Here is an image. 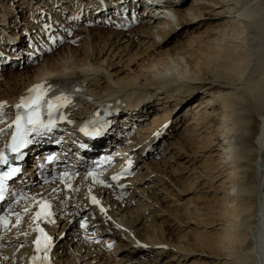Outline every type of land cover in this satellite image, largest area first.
I'll return each instance as SVG.
<instances>
[{"label":"bare ground","instance_id":"6f19581e","mask_svg":"<svg viewBox=\"0 0 264 264\" xmlns=\"http://www.w3.org/2000/svg\"><path fill=\"white\" fill-rule=\"evenodd\" d=\"M146 1L124 0L116 4L112 0H96L84 5V0H65L69 6L67 16L83 20L89 10L90 21L108 20L107 16L119 15L116 12L120 8L126 9L134 4L141 7ZM181 1L163 2L168 5V11L164 13V6L153 9L164 14L157 18H153L151 6L142 9L136 18L138 25L142 26L138 34L135 31L134 34L133 31L124 34L137 36L136 40L138 36L146 38L138 39L139 44L153 39L141 53L131 54L130 49L137 41L134 42L132 36L127 39L123 36L122 40L128 41L127 46H130H104L98 52L89 45L82 50L68 49L57 59H50L47 54L30 61L28 58L33 52L27 48V31L36 41L48 17L70 27L77 25L69 23L59 0L51 3L49 0H0V50L7 52L0 56V62L8 57L12 62L13 56H19L18 64H10H31L10 83L0 76V85H4L0 88V103L5 105L7 113L0 128L9 125L17 112L15 106L35 85L55 82L85 85L89 94L95 97L94 105L111 101L114 109L107 118L101 139L84 138L79 132L75 133L79 126L63 127L34 138L35 144L24 161L23 176L14 182L16 193L10 199L14 201L23 193L26 197H35V200L48 201L52 222L42 218L33 223L32 217L39 210L33 200L3 204L2 216L14 223L19 212L24 222L7 230L0 227V264H33V256L35 264H102L101 261L111 257L106 247L110 242L115 249L113 253L122 254L123 251L128 259L135 255L145 256L141 249L144 246L151 249V256L155 259L168 247H171L169 251L173 258L185 259L198 246L201 256L211 264H264V0H186L184 8L179 7ZM82 6L87 8L84 13ZM105 6L106 12L92 18L94 10L101 11ZM20 13L21 23L16 19ZM38 13L41 15L37 17ZM204 18L215 23L211 30L196 34L184 49L166 50L154 56L168 37L185 27L205 25ZM20 24L24 27L19 28ZM119 26L123 32L134 28L124 30ZM16 28V41L11 43L9 36ZM73 29L75 34L69 38L70 45L77 41L74 38L78 26ZM18 35H22L23 40ZM5 39L9 40V46L3 43ZM194 97L197 100L189 110L192 113L188 118L189 111L186 108L180 110ZM94 107L85 103L67 106L68 125L86 119L95 112ZM148 115H151L149 119ZM183 118L189 120L187 124L183 122L186 124L184 133L188 136V144L194 147L184 155L176 153V168L167 169L170 171L166 174L160 166L156 165L159 171L155 172L152 164H142L145 149L165 132L169 137L174 136ZM135 125L138 130L128 138ZM118 131L125 139L120 146L127 148L129 155L136 159V174L129 181L101 188L85 175L83 165L78 170V178L76 175L73 178L54 176L46 183L44 181L53 172L51 167L37 172L34 154H40L35 161L43 160L44 152L48 154L53 149L61 153L63 160L75 162L81 157L83 161L94 151L102 149L101 153H105L107 142L115 138ZM69 135L73 138L68 139L66 136ZM2 139L0 145L5 143ZM51 143H59L62 147L55 145L50 149ZM165 143L166 140L158 148ZM41 146L47 149L35 151ZM58 166L61 168L63 163ZM152 173L158 182L155 185L163 186L168 185L163 182L164 178L183 174L185 187L178 189L171 184L173 189L179 195L192 191L199 193L197 198L194 197L197 203L189 196L181 209L178 208V213L172 215L178 228L191 229L186 233L179 231L182 234L174 242L170 238L158 237L159 232L161 236L165 235L166 231H162L164 225H152L158 202L144 188ZM32 183L35 184L31 188ZM89 190L99 201L98 205L91 202ZM122 193L128 194L127 198L119 197ZM132 201L135 207H132ZM25 206L30 209L27 214L23 212ZM82 218H86L85 230H93L85 240L74 226ZM44 233L52 238L47 259ZM37 237L41 241L39 246L33 243ZM91 238L101 239L100 244L87 241ZM67 251L71 259L66 257ZM122 261L116 259L107 264H124Z\"/></svg>","mask_w":264,"mask_h":264},{"label":"rangeland","instance_id":"374dc122","mask_svg":"<svg viewBox=\"0 0 264 264\" xmlns=\"http://www.w3.org/2000/svg\"><path fill=\"white\" fill-rule=\"evenodd\" d=\"M49 1L51 3V1H53V0H49ZM59 1H60V4L63 6L62 8L64 9V13L67 16V13L69 11V6L66 5L65 0H59ZM89 1L90 0H84V2H83L84 5H88V3H90L91 1H92V3L96 2V0H91L90 2ZM112 2H114L116 4H120L122 2V0H112ZM180 4L181 5L179 7L184 8L186 6V4H187V1L183 0V1H181ZM64 5H66V8H65ZM40 15L41 14L38 13L37 17L40 16ZM17 17L18 18H16V19H20L22 17L21 13L19 15H17ZM19 21H20V23L22 22L21 19ZM115 22H110L108 20L99 19V20L94 21L93 26H91L89 24L88 25H86V24L79 25L78 26V30H76L78 32L77 36H76V38H74V39H77V41L73 42V44L71 43V45H70V42H68V43L66 42V44L64 43V44L60 45L58 48H56V50H54L52 53L48 54L49 58L50 59L51 58L57 59L59 56L64 54V52H66L68 49L72 50V51H74V50H82L83 48H85V47H87L89 45L93 46L94 48H97L98 52L101 51L104 46L108 47V46L112 45V48H116V47L122 48V47L130 46V45L127 46V44L129 42L128 41L124 42V40L127 39V38H130L132 35H124V34H129L130 31H133L132 34H134V31H135L136 34H138V32L140 31V27H142V26L141 25H136L134 28L131 27L132 28L131 30H128L127 32H123L122 30H120L117 27L119 25H115ZM204 22H205V25H203V23H201L196 28L185 27L184 30L180 31L179 33L177 32V34H174V35H171L170 37H168L166 39V41L164 42V46L161 47L160 49H158L156 51L157 53L154 56L156 57L157 54H163V52H165L166 50L172 52V51H175V50H180V48L184 49V47L188 44L189 40L193 39L195 36H197L198 34L203 33L206 30H211L213 28L214 24H215L213 22V20H206V18H204ZM89 23H92V21L89 20ZM22 26L24 27L23 24L22 25L20 24L19 28L22 27ZM1 30L2 29L0 27V32H1ZM17 30H18V28H16V30H13V34L9 36V40L11 41V43L13 42L15 35L18 34ZM22 30H23L22 28L19 30L20 31L19 34L22 33ZM2 35H3V33H2ZM18 36L20 38H22V40H23L24 37L22 35H18ZM123 36L125 37V39L122 40ZM135 37H137V36H135ZM135 37L132 36V39H133L134 42L136 40ZM141 38L142 39H146L144 37L138 36L137 40L141 39ZM1 40L2 39H0V41ZM9 40L5 39V40H3V43L6 44L7 46H9V44H8ZM150 40L144 41L146 44L145 43L144 44L143 43L139 44V42L137 41L134 44V46H132L133 49L132 48H131L132 50L130 49V53L131 54L141 53L143 48L148 46L151 43V42H149ZM14 41H16V39ZM24 48H25V46H24ZM0 51H1V55L0 56H3L5 51H3V50H0ZM5 54H7V52ZM17 59H19V56H13L11 64H16V63L18 64V60ZM4 60H5V58H4ZM30 65H29V62H23L21 65H18V66L17 65H13V66H15L14 68H13L12 65H10V66H8L6 68H3V70L0 73V76H4V78H7L8 79L7 80L8 83H10L11 81L18 79L19 75L22 72L27 71V68ZM2 86L4 87V85H0L1 89L3 88ZM1 89H0V91H1ZM196 100H197V97H194L188 103L184 104L180 111L182 112L185 108H186V110L189 111L191 108L194 107L193 103ZM140 106H143V105H140ZM191 113H192L191 111L188 112V118L190 117ZM151 115H148L147 119H149V117ZM185 120L186 119L183 118V120H181L182 122L178 123V129H176V131H174V133H173L174 136H170L169 137V135L166 134V132H165V133L160 135L155 140L154 144H156V146L152 147L154 145L153 144V145H151L150 148L145 149V151L142 153L143 154L142 156H144V159L141 161L142 164L143 163H148L150 166L152 164L153 168H155L154 169L155 172L159 171V170H156V168H157V166H160L161 171H165L166 174L168 173V171H170V170H167V169H171L172 170L174 167L176 168V161H177L176 160L177 159L176 153H181L182 155H184L187 152V150H191L194 147V146L192 147V145L188 144V138H187L188 136H186L185 133H184V129L186 127V124L189 121L188 119L186 121ZM183 122H185L186 124L184 125ZM135 126H137V125H135ZM130 128L132 129L131 125H130ZM136 130L137 129H134V132H136ZM76 132H79L78 129H76L75 133ZM132 134H133V132H132ZM133 135H135V133ZM69 136H66V137L68 139H72L73 138V135H69ZM123 139L124 138L121 137V133H119V131H118L117 136H115V138H113L112 140H109V142H107V146H109V145H112V146L120 145ZM165 140H166L165 145L162 146L161 149L158 148V146L163 141L165 142ZM111 143H113V144H111ZM171 143H176V144L172 145ZM42 149H44L43 146L38 147L37 149H35V151H40ZM46 149L47 148H45L44 150H46ZM51 151H54V150L52 149ZM36 156H40V154H37ZM36 156H35V154L33 155V162H36L34 160V159H36ZM171 158H173L172 162L169 161ZM180 160H181V158H180ZM181 161H183V160H181ZM33 162H32V164H33ZM156 162H158V163H156ZM197 166H199V165H197ZM153 174L154 173H152V176H150V178L148 179L147 185L144 186V188L147 189V192H148L149 196L152 195L153 199L156 198V199H154V200H156V203L158 202L157 203L158 204L157 207H155V209H154L155 210L154 214H157V215L154 217V219L152 221L154 223L152 225H155L156 227H162L161 225H164V227H162V229H163L162 231H166V233L164 235L165 237L161 236L160 232L159 233L157 232V231H160V230H157L156 232L158 233V237H160L162 239L164 238V240H167L168 238H170V241L174 242L176 237L181 236L179 234L186 233L187 231H191V229H190V227L186 228L185 226L181 227V228H178L175 225V220L172 218L173 217L172 215H174V213H178V208L181 209V207L184 205L183 203H185V201H187L186 199L189 196L190 197L192 196L191 199H193V202L197 203L194 200V197L197 198L196 196H198L199 193L192 191L193 193L191 192V193H184L182 195H179L178 192L175 189H173L174 187H177L178 189H179V187L181 189L185 187V184L183 183V181L185 180V178H183V177H185V175L183 176V174L181 176H175V177L170 176L169 177L170 180H169V178H167V179L164 178L163 182H166V184H168V185H164L165 187L163 185H159V184L155 185L158 182L156 180V177L153 176ZM34 184L35 183H32V185L30 187L32 188L34 186ZM171 184L174 187H172ZM156 186H157V188H155ZM161 187H162V189H161ZM153 189L155 190V192H154ZM122 197L123 196H121V198ZM125 198H127V196H125ZM202 201L205 202L204 200H202ZM132 204H133L132 207H135L134 206L135 202L132 201ZM152 222H150V224ZM74 226H75L76 230L79 228V226L78 225L76 226V224H74ZM179 231L182 232V233H180ZM167 232H170L169 235H167ZM77 233L80 234V236L82 235L81 231L78 232V230H77ZM81 239H82V237H81ZM164 243L167 244L165 241H164ZM115 245L117 247V243ZM190 247L192 249V246H190ZM196 248L197 249L199 248V250H197ZM141 249L145 251V256H136L135 255V256H133V258L131 257L129 259L126 257L127 254L123 255V251L121 252L122 254L113 253L115 251V249H114L112 251H109V252H111V257H110L111 259L108 258L107 261L104 262V260H103L101 262H102V264H107V262H111V261L114 263V261L116 259L117 260L120 259V260L124 261V262L122 261L124 264H138V262H139V264H211L212 263L211 261L206 260L205 257L201 256V254H200L201 250H200V247H198V246L194 247L192 250H195V251H192V253L190 252V254L187 255L185 259H182V258H180V259L178 258L177 259V257L173 258V253L171 251H169V249H171V247L166 248L163 251V253L164 252L165 253L163 255L159 256L158 259H155V258H153L151 256V253H150L151 249L149 247H145L144 246V247H141ZM161 249H163V248H161ZM68 251H67L66 257L71 259L72 256L69 254L70 251H69V253H68ZM68 255H69V257H68ZM120 257H122V258H120ZM70 259H68V260H70ZM168 259H170V260H168ZM192 262H194V263H192Z\"/></svg>","mask_w":264,"mask_h":264},{"label":"snow or ice","instance_id":"6c2138e0","mask_svg":"<svg viewBox=\"0 0 264 264\" xmlns=\"http://www.w3.org/2000/svg\"><path fill=\"white\" fill-rule=\"evenodd\" d=\"M45 89L44 85H35L32 89L29 90V95L26 97L21 98L20 102L15 106L16 109L20 110L23 109V112L18 111L13 119L12 123L8 125V128H12L14 125V131L11 132V141L9 144L5 145L6 149H12L16 152L17 156L20 155L19 148L22 145H27L30 143L29 137L33 134H39L44 131L50 130L52 127V116L53 112L64 106L65 103H70L71 98L69 95L61 92L59 95L48 97V92L51 91V86L45 91H41ZM5 105L0 103V123H3L5 116L7 113L4 111ZM47 115L48 120L45 122L44 115ZM6 129L0 128V136L6 134ZM0 165H8V170L5 172H0V201L5 200V196L9 191V181L12 179L14 175H16L20 170L19 168L12 167L9 164L8 158L3 151H0ZM88 176H93L95 183L104 184L103 180H99L97 177L94 176L93 173L89 172ZM64 176H68V173H64ZM113 180H118L119 177L114 176L112 177ZM62 183L63 178H62ZM69 189L71 185H66ZM110 186V185H105ZM54 192H57L56 189H53ZM78 191V189H77ZM91 202L93 204H99V201L96 199L95 196H91V190H89ZM16 203L19 204L22 200H33L38 205L39 210L36 211L32 217L33 223H36L40 219H46L48 222L51 221V204L46 200H35V197H26L23 193H20L15 197ZM12 209H9L11 212ZM30 211L28 206H25L23 209L24 214H27ZM103 212L104 209L101 208ZM22 222V217L19 212L16 213V220L13 222L9 221L7 217L0 216V227L4 229H9L10 227H18ZM39 227V224H37ZM81 228H84V224H80ZM43 233V229H40ZM24 235H27L24 233ZM45 236V243H44V254L45 259H47V252L50 251L52 246V238L44 233ZM2 239V237H0ZM37 246L40 245L41 241L40 238L33 242ZM33 264H35V256H33Z\"/></svg>","mask_w":264,"mask_h":264}]
</instances>
